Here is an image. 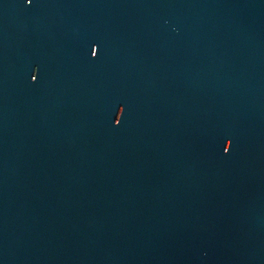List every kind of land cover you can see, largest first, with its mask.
I'll use <instances>...</instances> for the list:
<instances>
[{"label": "water", "instance_id": "obj_1", "mask_svg": "<svg viewBox=\"0 0 264 264\" xmlns=\"http://www.w3.org/2000/svg\"><path fill=\"white\" fill-rule=\"evenodd\" d=\"M0 264H264V0H0Z\"/></svg>", "mask_w": 264, "mask_h": 264}]
</instances>
